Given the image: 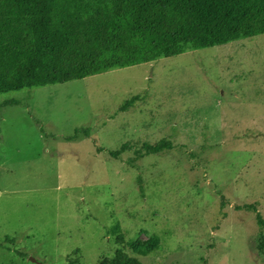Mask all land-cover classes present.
Listing matches in <instances>:
<instances>
[{
    "label": "rangeland",
    "instance_id": "rangeland-1",
    "mask_svg": "<svg viewBox=\"0 0 264 264\" xmlns=\"http://www.w3.org/2000/svg\"><path fill=\"white\" fill-rule=\"evenodd\" d=\"M260 221L264 34L0 94V264H264Z\"/></svg>",
    "mask_w": 264,
    "mask_h": 264
},
{
    "label": "trees",
    "instance_id": "trees-1",
    "mask_svg": "<svg viewBox=\"0 0 264 264\" xmlns=\"http://www.w3.org/2000/svg\"><path fill=\"white\" fill-rule=\"evenodd\" d=\"M263 34L264 0H0V94L81 80ZM137 100L126 101L121 111ZM171 148L161 140L145 146L143 154ZM126 149L123 144L109 155L116 159ZM263 248L264 239L261 252ZM152 250L148 244L134 249L141 256ZM98 264L141 262L117 250Z\"/></svg>",
    "mask_w": 264,
    "mask_h": 264
}]
</instances>
